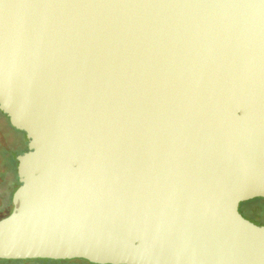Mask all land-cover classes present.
Instances as JSON below:
<instances>
[{
  "label": "water",
  "instance_id": "1",
  "mask_svg": "<svg viewBox=\"0 0 264 264\" xmlns=\"http://www.w3.org/2000/svg\"><path fill=\"white\" fill-rule=\"evenodd\" d=\"M0 111V260L264 264V0H0Z\"/></svg>",
  "mask_w": 264,
  "mask_h": 264
},
{
  "label": "rangeland",
  "instance_id": "2",
  "mask_svg": "<svg viewBox=\"0 0 264 264\" xmlns=\"http://www.w3.org/2000/svg\"><path fill=\"white\" fill-rule=\"evenodd\" d=\"M15 172L10 168L9 172H3V167L0 164V218L6 216L7 212L12 210V192L15 188ZM4 202V203H3ZM10 207V210L6 209ZM257 211L258 219L252 217L253 212ZM240 212L242 215L255 223L258 226H264V199H255L250 202L242 203L240 205ZM5 264V263H4ZM8 264V263H6ZM22 264V263H13ZM30 264V263H25ZM34 264H90L84 260L72 261H51V260H36Z\"/></svg>",
  "mask_w": 264,
  "mask_h": 264
},
{
  "label": "flooded vegetation",
  "instance_id": "3",
  "mask_svg": "<svg viewBox=\"0 0 264 264\" xmlns=\"http://www.w3.org/2000/svg\"><path fill=\"white\" fill-rule=\"evenodd\" d=\"M27 151H28V140L26 138V135L23 132H20L16 130L14 127H12L8 117L3 112L0 111V164L3 167V172H5L6 169V173H7L11 168L10 159L13 158L15 162H17L15 185L16 183H19L18 175H17V166H18L17 157L24 154ZM6 209L10 210V207L8 206ZM255 212L256 211H254V213ZM9 213L10 212H7L6 215H8Z\"/></svg>",
  "mask_w": 264,
  "mask_h": 264
},
{
  "label": "trees",
  "instance_id": "4",
  "mask_svg": "<svg viewBox=\"0 0 264 264\" xmlns=\"http://www.w3.org/2000/svg\"><path fill=\"white\" fill-rule=\"evenodd\" d=\"M10 160H11V162H10V164H11V169H13V171L15 172V177H16V165H17V162H15V160H14L13 158H11ZM19 185H20L19 183H16L15 188L13 189L12 194L14 193V191L17 189V187H18ZM256 213H257V211H256L255 213L253 212L254 216H252V217L258 219ZM51 261H53V260H51ZM35 262H36V260H25V261H23V260H19V261H13V260H10V261H8V260H0V264H4V263H5V264H6V263H8V264H13V263H22V264L30 263V264H34Z\"/></svg>",
  "mask_w": 264,
  "mask_h": 264
}]
</instances>
